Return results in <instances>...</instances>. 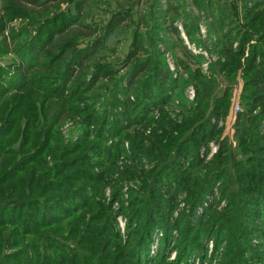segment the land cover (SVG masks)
<instances>
[{
  "label": "trees",
  "instance_id": "16d2710c",
  "mask_svg": "<svg viewBox=\"0 0 264 264\" xmlns=\"http://www.w3.org/2000/svg\"><path fill=\"white\" fill-rule=\"evenodd\" d=\"M61 1L0 0V54L12 41V50L22 60L15 65L13 85L11 80L6 86L0 84V264H147L143 257L153 228L169 230L178 225L175 258L153 264H185L203 240L189 225L190 213L169 223L171 214L167 213L173 199H165L159 185L165 174H169L167 182L188 187L191 211L217 180L224 184L228 207L204 230L216 236L227 231L229 245L223 264H244L247 248L242 249L241 239L260 230L262 219L257 215L264 206V131L260 128L264 118V8L256 11L246 5L243 17L252 30L238 31L234 37L224 32L223 40L213 42L219 56L210 64L209 76L200 69V56L186 48L179 29L171 23L168 32L180 41L175 44L179 47L174 51L175 65L186 74L174 76L156 46L159 39L165 41L157 19L159 3L153 11L156 25L152 23L143 32L132 28L126 56L101 62L95 57L105 53L108 38L121 27V20L133 19L132 9L120 7L111 13L100 32L96 20L85 19L86 10L98 0H64L65 8L59 5ZM51 5L59 6L51 10ZM24 16L30 18L31 29L7 27L12 18ZM185 31L192 32L186 21ZM253 32L258 41L246 52ZM145 40L150 49L144 47ZM126 65L129 84L141 74L134 95L118 99L112 94L114 109H96L97 101L109 99L102 92L105 87L97 90L99 78L113 79ZM2 72L5 69L0 66ZM214 72L223 75L224 85L217 82ZM237 74L243 79V109L235 119L237 148L222 140L219 150L204 163L199 159V146L221 130L211 119L227 113L228 82L235 81ZM114 81L115 93L125 90L121 79ZM189 82L195 85L196 94L188 115L177 121L160 108L156 122L161 127L151 128L147 136L139 132L129 136L133 156L139 159L145 154L154 163L132 175V180L139 179V190L129 188L128 205L121 203L118 210L113 209L123 179L133 173L126 168L114 176L112 171L128 136L124 131L134 124L151 123L152 105H163L176 86ZM12 86L19 92H11ZM181 102L186 106V99ZM258 105L260 109L253 112ZM75 115L93 125L94 136L100 138L95 146L94 140L86 143L83 137L78 142L61 138L59 121ZM108 139L115 140L105 145ZM92 147L97 153L88 154ZM97 155L94 160L92 156ZM189 155L188 163L181 161ZM103 157L107 165L101 164ZM106 185L111 186L108 200L102 199ZM118 212L127 215L125 239L115 227Z\"/></svg>",
  "mask_w": 264,
  "mask_h": 264
},
{
  "label": "rangeland",
  "instance_id": "374dc122",
  "mask_svg": "<svg viewBox=\"0 0 264 264\" xmlns=\"http://www.w3.org/2000/svg\"><path fill=\"white\" fill-rule=\"evenodd\" d=\"M158 3L157 19L159 20V31L160 35L165 36V41L159 39L156 42V46L159 51L163 52V58L168 67L172 70L174 76H180L181 74L186 76V74L182 67H177L175 65L174 51L179 49V47L175 44L180 41L176 36L169 33L170 31L168 29L171 23L175 24L179 29L181 40L183 44H185L186 48L192 54L200 56V69L202 73L209 76L211 73L209 66L211 63L215 62L219 56V54L213 50V42L218 40V38L223 40V36H221V34L224 32L231 33V36L234 37V33H237L238 31L241 32V34L244 30L251 31L252 29L246 24V19L243 17L246 12L245 9H247L248 5H253V9L256 11L264 8V0H98L96 3H93L90 9L86 10L85 19L96 20L97 24L100 26V32L102 31L103 24L107 22V18L110 14L116 12L120 7H130L132 9L133 19L129 20L127 18L124 20L123 18L121 20V27L117 30H113L108 38L109 45L106 47L105 53L96 56L95 60L101 62H111L112 60L118 58H124L130 47L132 28L137 26L139 30L143 32L147 27H150L152 23H155L153 19L155 14L153 11L156 10L157 7L155 4ZM66 4L67 2L63 0L59 5H61L62 8H65ZM59 5H51L49 9L54 10ZM185 21L192 28L190 35L185 31ZM27 26L31 29V21L27 16L12 18L9 22H7V27H13L15 30H24ZM256 32H253V37L247 41L245 45L246 52L248 51V46L250 44L258 41L256 40ZM232 41L233 47H236L238 38H235ZM144 45L147 49L151 48L146 40L144 41ZM12 47L13 45L11 41V43L7 46L6 51L0 54V66L5 69V72L0 73V84H3L4 86H6V83L10 80L13 85V82L15 81L13 78L15 65L22 61L18 54L12 50ZM144 54V52L139 53V55ZM128 68L129 65H126L124 68L116 72L113 79H110L109 77L99 78V86L97 90L100 89V86L105 87L102 92L105 91L107 95H109V101L106 100V98L100 99V101L95 103L96 109L100 111H110L114 109L116 105L111 104L112 94H114L118 99H124L127 95H134L137 85L136 81L139 79L141 74L138 75L135 82L129 84V82L125 79V77H127L126 73H128ZM214 75H216V80L217 82L219 81L221 85L226 83L225 78L221 73L219 74V72H214ZM117 77L122 80V84L125 88V90L119 92L118 94L115 93L116 81H114ZM228 84L231 86V96L227 113L219 116L218 118L213 117L211 119L212 123L216 124L217 127H221V130L208 139V141L199 146V159H202L204 163L211 159L217 150H219L220 142L222 140L227 142L232 149L237 148L235 119L237 111L243 109V104L240 98L243 88V79L240 74H237L235 81H230ZM179 87L180 86L178 85V87L176 86V89L172 90L173 93L171 92L168 101L163 105H152L154 108L148 114L154 119L151 123H145L147 125L134 124L128 130L124 131V134H128V136L126 135L127 139H124V142L122 143L121 151L113 163L112 171H114V176L119 175L126 168L133 173L126 174L127 176L130 175V177H125L123 179L122 182L124 185L122 187L121 196L120 199L113 202V209L118 210L121 203H123L124 206L128 205V197L130 194L129 188L132 187L139 190L137 185L139 183V179L135 178L136 180H132V175H134L138 169H150L154 163L143 153V156L139 159H136L133 156V151L128 141V138L130 140L129 136L134 135V132H139L141 135L147 136L150 133L151 128L161 127L156 122L161 116L160 108L165 109L168 116L177 121H180L183 117L188 115V108L195 100V85L189 82L182 85L180 88ZM11 88V92H19V90L13 89V86ZM183 99L184 101L185 99L187 101L186 106L181 102ZM236 105H238V109L235 108ZM259 109L260 105H258L253 112H257ZM260 128L261 131H264V118L261 120ZM58 129L62 135L61 138H64L66 142H78V140L83 137L82 139H87L86 143L90 140H94L95 143H93V146H95L96 141L100 140V138L94 136L93 125L84 122L79 115L70 116L68 119L60 120ZM84 129H87L85 133ZM114 140L115 139H113L112 142ZM112 142L111 139H108L105 141V145H110ZM148 143L149 142H147V145H149ZM29 147L31 149L32 146L30 145ZM87 153L95 154L97 153V148L92 147L91 150L88 149ZM101 155H105V152H102ZM92 157L95 160L98 159L99 156L97 155ZM190 157L191 155L187 158L182 157L181 161L185 160L186 163H188L190 161ZM102 160L101 164H106V158L103 157ZM135 167H137V169H135ZM96 170L99 169L96 167ZM168 176L169 174H165V176H163V178L165 177L164 180L162 178L159 185L163 188V197L165 199H173V207L170 209L169 213H167V216L171 214V218L168 220L169 223L172 224L177 216L179 217L190 213V216L188 217L189 225H191L193 233L195 235L197 233L196 237L203 240L202 247L198 248V250L194 249L190 255L187 256L185 264H223L229 245L228 232L223 231L221 236H216L206 234L204 228L210 225V223L216 222L217 219L220 218V214L228 207V198L222 192L224 184L217 180L213 184L211 190L196 203L195 207H193V211H191L192 205L190 204L189 199H187L189 193L188 187L185 185L176 186V183L173 184L167 182L165 179ZM110 193L111 186L106 185L104 197L102 199L108 200L110 198ZM172 196L173 198H171ZM97 199H100V197ZM259 216H261L260 219H262L259 223V225L262 226L260 230H253L245 239H243L244 237L241 239V243L244 244L242 249L247 248L243 259L244 264H264V206L262 207V211L258 213L257 217ZM188 218L186 220L187 222ZM115 220L116 229L121 233L123 239H125L127 226L126 213L118 212ZM207 220L208 222H206ZM184 222V219L181 220V223ZM180 227L181 226L179 225L174 226L169 230H167L168 228L165 229L162 226L154 227L150 233L147 252L146 256L143 257V261L146 260L147 264H153L156 263L158 259L164 261L173 260L177 252V248L174 245L176 240L179 238ZM166 237L168 240L167 242H164V240L166 241ZM8 250L10 249H6V251ZM250 254L252 257H250Z\"/></svg>",
  "mask_w": 264,
  "mask_h": 264
},
{
  "label": "built area",
  "instance_id": "2783aa9c",
  "mask_svg": "<svg viewBox=\"0 0 264 264\" xmlns=\"http://www.w3.org/2000/svg\"><path fill=\"white\" fill-rule=\"evenodd\" d=\"M182 34H183V33H182ZM184 36H185V35H184ZM185 38H186V37H185ZM191 91H192V90H191ZM191 96H192V95H191ZM235 108L238 109V108H239L238 105H236Z\"/></svg>",
  "mask_w": 264,
  "mask_h": 264
}]
</instances>
